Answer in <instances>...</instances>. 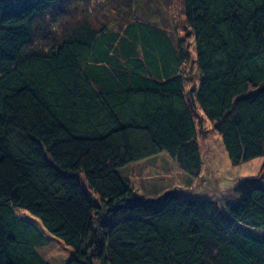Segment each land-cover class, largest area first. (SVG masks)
Masks as SVG:
<instances>
[{
  "label": "trees",
  "instance_id": "trees-1",
  "mask_svg": "<svg viewBox=\"0 0 264 264\" xmlns=\"http://www.w3.org/2000/svg\"><path fill=\"white\" fill-rule=\"evenodd\" d=\"M70 1L0 0V264H52L53 239L64 264H264V174L221 203L123 173L166 155L199 176L202 115L234 164L264 159V0H182L193 52L143 8L115 30L75 5L42 39Z\"/></svg>",
  "mask_w": 264,
  "mask_h": 264
},
{
  "label": "rangeland",
  "instance_id": "rangeland-1",
  "mask_svg": "<svg viewBox=\"0 0 264 264\" xmlns=\"http://www.w3.org/2000/svg\"><path fill=\"white\" fill-rule=\"evenodd\" d=\"M67 2L63 5L65 6ZM139 3L140 6L137 5ZM75 5L82 7L80 11L84 16L86 12L83 7L87 9L89 5L91 9L97 5L98 8L88 18L98 19L96 26L107 22L115 30L120 25H125L128 22L127 18L130 14L135 15L132 13L133 8H143L140 11L146 10L148 13L158 16L160 18L159 22L167 26H175L177 31L175 37L183 38L193 52L194 39L185 25L182 14V0H83L79 3L70 1L65 6L68 10L56 11L58 14L55 15L52 26L48 25L47 21L42 23V26L44 24L49 29V32L46 33L48 36L40 32L41 36L45 37L42 39H47L49 36H53V39L61 38L65 32L69 31V28L72 30L76 27L70 17L71 14H75L73 11ZM136 10L139 11V9ZM87 12H89L88 9ZM75 17L78 18L80 15H75ZM67 18L70 19V22L64 24ZM171 34L174 35V33ZM186 70L191 79V82L189 79L187 84L188 89H190L191 86L198 83L199 73L197 68L192 65H189ZM201 117H199L201 130L203 128L205 132L203 133L202 130L200 135L203 168L199 176L192 177L188 175L170 157L159 155L155 160L136 163L123 170L125 175L131 177L138 193H146L144 194L146 196H156L163 193L164 190L177 189L182 194L211 196L224 203L225 200L234 197V190L242 179L259 178L264 174L263 158L234 164L223 146L220 135L212 129V124L206 117ZM207 130L209 131L207 132ZM20 215L24 214L21 212ZM51 241L50 245L43 251L44 258L52 264H64L73 254V249L56 239Z\"/></svg>",
  "mask_w": 264,
  "mask_h": 264
}]
</instances>
